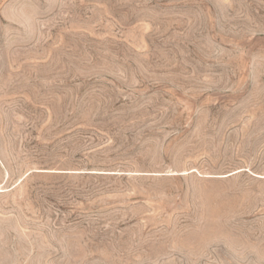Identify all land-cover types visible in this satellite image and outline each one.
<instances>
[{"label":"rangeland","instance_id":"obj_1","mask_svg":"<svg viewBox=\"0 0 264 264\" xmlns=\"http://www.w3.org/2000/svg\"><path fill=\"white\" fill-rule=\"evenodd\" d=\"M0 264H264V0H0Z\"/></svg>","mask_w":264,"mask_h":264}]
</instances>
